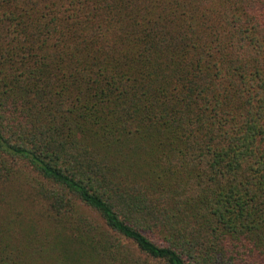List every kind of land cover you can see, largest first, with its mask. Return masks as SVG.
I'll return each instance as SVG.
<instances>
[{
	"label": "trees",
	"instance_id": "16d2710c",
	"mask_svg": "<svg viewBox=\"0 0 264 264\" xmlns=\"http://www.w3.org/2000/svg\"><path fill=\"white\" fill-rule=\"evenodd\" d=\"M0 264H264V0H0Z\"/></svg>",
	"mask_w": 264,
	"mask_h": 264
}]
</instances>
